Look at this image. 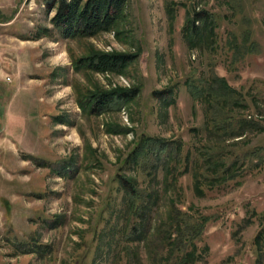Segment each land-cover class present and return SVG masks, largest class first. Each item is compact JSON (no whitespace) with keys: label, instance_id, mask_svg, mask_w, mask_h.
Here are the masks:
<instances>
[{"label":"rangeland","instance_id":"obj_1","mask_svg":"<svg viewBox=\"0 0 264 264\" xmlns=\"http://www.w3.org/2000/svg\"><path fill=\"white\" fill-rule=\"evenodd\" d=\"M233 1L128 0L110 32L64 40L48 0H0V264H264V128L226 141L209 133L214 77L242 96L223 108L264 126V0ZM192 11L215 21L211 47L188 48L181 30ZM245 30L256 50L235 58L227 38ZM92 52L138 57L120 74L73 71ZM133 88L119 112L79 109V94ZM144 136L181 142L188 170L166 182L162 168L134 165ZM202 145L241 157V176L198 183ZM122 177L150 196L138 221ZM190 225L200 235L175 250ZM33 243L50 252L17 251Z\"/></svg>","mask_w":264,"mask_h":264},{"label":"trees","instance_id":"obj_2","mask_svg":"<svg viewBox=\"0 0 264 264\" xmlns=\"http://www.w3.org/2000/svg\"><path fill=\"white\" fill-rule=\"evenodd\" d=\"M128 0H48L47 5L54 15L50 19L52 29L58 37L64 40L91 39L100 34L108 33L123 18V13ZM239 2L234 0L232 4ZM204 12L192 11L186 24L182 28L183 36L188 48H206L211 47V40L215 27V21ZM201 22V26L198 25ZM230 39L227 38L226 45L232 52L233 57L241 58L247 54L254 53L256 45L250 42L251 33L248 30L242 31L240 38L230 33ZM39 38V36L37 37ZM198 46V47H197ZM136 54L121 53H98L92 52L87 56L73 59L72 69L75 72L96 73V74H120L124 72L136 59ZM214 83L208 86L206 95L210 100L209 113V133L219 138L242 137L244 130L255 126L258 130H263L261 123H253L246 118H236L228 108H223V103L229 102L235 104L239 101V95L232 89L224 79L214 77ZM191 95L204 97L202 91L192 89L189 84ZM139 92L138 88L133 89H114L111 91H96L89 95L78 96V106L84 116H100L109 112H119L126 103L133 100ZM202 94V96L200 95ZM167 102V99H165ZM219 102L217 108H214V102ZM232 104V105H233ZM228 107V106H227ZM262 126V127H261ZM217 147V148H216ZM203 146L198 150V162L192 166L196 168L193 172L195 176H203L198 183L204 186H210L214 189L219 185H225L235 180L242 174L243 161L241 157L234 156L229 162L227 153L221 146ZM130 158L134 165H150L160 167L164 170L166 182L175 180L178 176L188 170V154H182L181 142H166L159 139L144 136L139 144L132 150ZM147 163V164H146ZM191 164V163H190ZM192 165V164H191ZM190 166V165H189ZM165 168V169H164ZM193 176V175H192ZM121 185L129 197L132 216L137 214V221L150 211L149 199L145 194L140 193L127 178L121 179ZM128 185L129 189L126 187ZM134 218V217H133ZM136 221V222H137ZM187 226V225H186ZM200 225L186 227V236L179 231L178 234L183 241H176L174 249L179 250L180 246H185V238L189 232H193L195 237L200 235L197 228ZM142 228L137 227V233ZM200 232V231H199ZM143 232L139 234L142 236ZM49 247L33 243L31 246L18 245L19 254H46ZM47 250V251H45ZM186 259L188 258V253ZM181 261L185 263L184 255ZM186 264V263H185Z\"/></svg>","mask_w":264,"mask_h":264}]
</instances>
